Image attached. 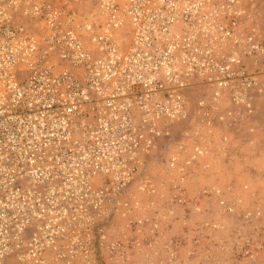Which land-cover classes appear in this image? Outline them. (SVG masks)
Here are the masks:
<instances>
[{"label": "built area", "instance_id": "obj_1", "mask_svg": "<svg viewBox=\"0 0 264 264\" xmlns=\"http://www.w3.org/2000/svg\"><path fill=\"white\" fill-rule=\"evenodd\" d=\"M263 8L0 0V264L126 263L149 225L126 198L150 163L184 180L212 146L264 132Z\"/></svg>", "mask_w": 264, "mask_h": 264}, {"label": "rangeland", "instance_id": "obj_2", "mask_svg": "<svg viewBox=\"0 0 264 264\" xmlns=\"http://www.w3.org/2000/svg\"><path fill=\"white\" fill-rule=\"evenodd\" d=\"M259 17L264 31V16ZM229 145L212 146L200 165L187 171L184 180L177 169L168 165V156L150 163L144 178L148 188L145 191L134 188L126 198L127 208L138 212L134 217L149 219L148 227L139 237L142 245L127 246L126 263L112 257L105 259L104 264H264L263 194L256 189L257 195H244L246 181L236 182L228 177L220 181V177L211 176L216 163L230 157L233 144ZM248 149L241 153L244 157ZM180 188L186 192V202L172 203V191ZM126 219L116 215L115 235L131 241L129 224L133 217L128 214ZM7 262L16 263L13 257Z\"/></svg>", "mask_w": 264, "mask_h": 264}, {"label": "crops", "instance_id": "obj_3", "mask_svg": "<svg viewBox=\"0 0 264 264\" xmlns=\"http://www.w3.org/2000/svg\"><path fill=\"white\" fill-rule=\"evenodd\" d=\"M260 12L264 16V8ZM258 19L260 20L262 18L258 17ZM259 118L261 124L264 126V104L260 107ZM256 142H260V144L255 145ZM217 144L219 145V143ZM232 144L234 145L232 147L233 149H230V157H227V160L221 157L222 159L216 163L217 167L211 176L213 178L220 177V181H224L226 177L236 182L246 181L247 186L243 193L244 195H246L245 193L250 196L257 195V189L259 190V194H263L264 197V132H261L258 137L251 138V140L249 138H247V141L237 140ZM246 148H249V153H247V157H244L241 153ZM259 169H261L260 172ZM229 170L231 175H228L230 173ZM261 184L263 186L262 188Z\"/></svg>", "mask_w": 264, "mask_h": 264}]
</instances>
